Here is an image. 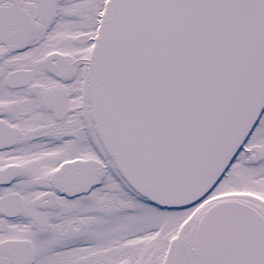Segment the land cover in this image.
I'll return each mask as SVG.
<instances>
[{
  "label": "snow or ice",
  "instance_id": "6c2138e0",
  "mask_svg": "<svg viewBox=\"0 0 264 264\" xmlns=\"http://www.w3.org/2000/svg\"><path fill=\"white\" fill-rule=\"evenodd\" d=\"M0 264H264V0H0Z\"/></svg>",
  "mask_w": 264,
  "mask_h": 264
}]
</instances>
